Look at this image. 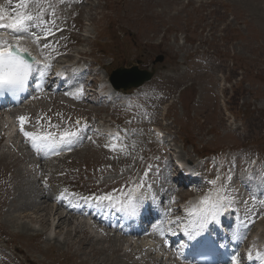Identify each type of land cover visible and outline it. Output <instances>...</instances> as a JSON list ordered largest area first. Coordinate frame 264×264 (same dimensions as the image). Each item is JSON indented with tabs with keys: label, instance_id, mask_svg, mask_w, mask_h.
Returning <instances> with one entry per match:
<instances>
[{
	"label": "rangeland",
	"instance_id": "374dc122",
	"mask_svg": "<svg viewBox=\"0 0 264 264\" xmlns=\"http://www.w3.org/2000/svg\"><path fill=\"white\" fill-rule=\"evenodd\" d=\"M18 2L6 0L5 5L15 13L20 11ZM51 4L54 16H49L52 9L47 3L41 5L46 9L44 19L54 21L49 28L65 29L58 43L49 45L51 52L65 53L59 59L66 63H73L74 57L84 52L90 54L103 66L94 83L106 82L108 73L118 65L142 61L140 66L153 69L154 76L125 97L128 102L136 101L135 109L144 104L154 108L149 121L138 113L129 117L134 114L130 107H111L108 100L105 109L76 99L74 105L58 104L53 99L30 104L20 110L32 112L35 122L55 117L62 122L56 123L60 127L55 129L77 133L73 140L78 143L76 151L73 145L69 155L49 164L39 160V164L85 191L108 192L107 182L117 181L120 174L115 167L102 177L103 172L91 173L103 164L101 147L96 140V144H88L87 131L77 129L71 121L86 112L111 114L107 122L128 128L145 144L144 152L140 150L130 164L136 170L121 169V173H128L124 178L133 171L137 178L139 166L144 165L150 171L144 179V192L153 190L154 181L165 193L164 184L170 185L175 174L168 162L176 157L201 175L200 181L192 184V191L204 192L211 200L223 185L239 212L240 229L251 232L250 225L255 223V241H264V0H51ZM30 8L35 10V4ZM32 30L43 34L40 28ZM49 40L43 44L48 45ZM159 54L164 55L163 61L152 67ZM71 72L80 79L77 69ZM91 76L88 71L83 79ZM67 77L66 84L74 79ZM164 102L165 120L164 109L159 113ZM158 118L170 143H175H167L165 149L153 145L149 131ZM8 124L13 127L16 121ZM32 124L33 132L47 125ZM17 139L16 135L0 145V264H151L157 249L143 253L118 250L123 240L114 235L105 241L92 240L89 232L72 231L77 221L59 218L57 210L51 212V200L39 199L41 191L35 188L40 176L36 173L34 178L33 170L28 175L33 155H23L21 146L14 154L9 150L7 142ZM9 170L15 177L10 192L2 182ZM211 181H216L215 185ZM91 230L97 235L96 227ZM140 245L138 241L136 246Z\"/></svg>",
	"mask_w": 264,
	"mask_h": 264
},
{
	"label": "snow or ice",
	"instance_id": "6c2138e0",
	"mask_svg": "<svg viewBox=\"0 0 264 264\" xmlns=\"http://www.w3.org/2000/svg\"><path fill=\"white\" fill-rule=\"evenodd\" d=\"M47 3L48 7L52 9L48 14L49 16L55 15V8L51 4V0H19L16 7L20 11L16 12L15 17L10 19V22L6 25L0 24V27L10 29L13 33H29L30 29L40 28L45 36L51 33L49 23L54 21H46L44 14L46 9L41 5ZM35 4V10L30 8V5ZM3 10L0 9V21L4 19ZM33 43L39 41V34L32 31L30 33ZM23 37H17L20 39ZM45 48L49 45L45 44ZM30 53L26 48L19 47L16 44H10L7 41L0 39V95H12L16 96L28 90L31 79L34 74L39 72V79L41 82L35 84V89L41 91L43 88L42 80L46 74V71L51 67L50 64H40L34 57L27 58ZM82 92V90H80ZM18 122L20 124V131L23 136L30 142L31 148L37 153L47 154L49 151L55 152L59 145H70L75 137L76 132L70 130H64L60 133L59 139H56L55 134L51 132L46 133H34L25 131L24 125L28 121L25 116H19ZM131 121H129L130 123ZM39 124V121L37 122ZM53 127H60L59 125H53ZM109 139L112 142L106 147H110L111 150H117L120 147L123 150V145L119 144L118 134H109ZM147 172H145V176ZM215 185L216 181H211ZM144 186L143 177L139 183L131 189L123 198L122 204L119 207V211H123L128 215H135L139 208L143 195H137L141 188ZM123 193V189L116 190ZM218 195L215 199H209L204 197L201 201V207L197 210H192L191 214L198 217L193 227V222H190L185 226L184 231L191 238V235L197 231V229H203L206 225L215 221L219 215L228 210L232 205V200L227 194L226 189L221 185V189H218ZM116 194L108 193L94 197L98 203L107 200L109 204H112V197ZM162 234V228L159 229ZM259 255V254H258ZM231 264H240L236 256L231 257Z\"/></svg>",
	"mask_w": 264,
	"mask_h": 264
},
{
	"label": "bare ground",
	"instance_id": "6f19581e",
	"mask_svg": "<svg viewBox=\"0 0 264 264\" xmlns=\"http://www.w3.org/2000/svg\"><path fill=\"white\" fill-rule=\"evenodd\" d=\"M27 40H26V38L25 37H23V39L21 40V41H19V43H18V45H19V47H22V48H26V46H27ZM32 46V45H31ZM30 50V49H29ZM35 54L36 55H39V57H40V59H41V53H40V51H38V50H35ZM37 60V59H36ZM38 62H39V60H38ZM19 108H14L13 110H18ZM6 118V119H5ZM14 116L13 115H11V114H7V116H6V114H5V116H0V122H2L1 123V125L2 126H4V129H6V134H7V138H6V140H9L10 138H12V137H15L16 135L19 137V131L17 130V128H18V123H16V124H14L13 125V127H15V128H13L12 127V124H8L7 122H9V123H11L12 121H15L14 119ZM4 121H7V122H4ZM7 123V124H6ZM5 126H6V128H5ZM24 151H25V153L23 154V155H25L26 154V152H29L28 150H26V149H24ZM30 153V152H29ZM31 155H33L32 153H30ZM173 160V159H172ZM40 193V194H39ZM38 194H39V199L40 198H45V199H47L48 200V196L47 195H45V194H43L42 192H38ZM38 197V196H37ZM197 206H199V204H197ZM50 210H51V212L53 211V210H57L58 211V209L57 208H55L54 206H52V208H50ZM58 213H59V218H62V217H65V216H63L62 215V212L60 211H58ZM65 218H67V217H65ZM69 218V217H68ZM73 220H75V222L77 221L79 224H77V227L76 228H74V229H72V231L74 232V233H77V232H79L80 230H81V232H83V233H90V235H89V238L90 239H92V240H95V241H100L101 239H99L98 237H97V235L95 234V232H92L93 230H91L92 229V227L94 226V227H96L97 229H99V226L97 225V224H95V223H90V222H88L87 220H84L83 219V221H78L77 220V218L76 219H74V218H72ZM59 220V219H58ZM51 223H53V222H51ZM102 230H104V229H102ZM106 231V230H105ZM67 233H69L68 231H67ZM80 233V232H79ZM71 235V234H70ZM68 237V236H67ZM123 241L126 243L127 242V240H124L123 239ZM125 243L123 244V245H125Z\"/></svg>",
	"mask_w": 264,
	"mask_h": 264
},
{
	"label": "water",
	"instance_id": "95a60500",
	"mask_svg": "<svg viewBox=\"0 0 264 264\" xmlns=\"http://www.w3.org/2000/svg\"><path fill=\"white\" fill-rule=\"evenodd\" d=\"M162 57H158L156 60H161ZM151 73L147 71H140L136 66L131 68H118L114 70L110 75V80L117 88H128L136 86L143 81L149 79Z\"/></svg>",
	"mask_w": 264,
	"mask_h": 264
}]
</instances>
